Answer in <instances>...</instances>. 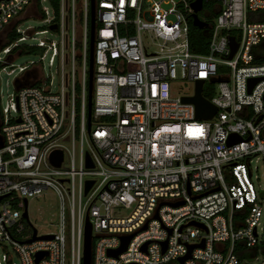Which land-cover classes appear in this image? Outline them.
<instances>
[{
	"label": "built area",
	"instance_id": "built-area-1",
	"mask_svg": "<svg viewBox=\"0 0 264 264\" xmlns=\"http://www.w3.org/2000/svg\"><path fill=\"white\" fill-rule=\"evenodd\" d=\"M45 1L0 0V72L15 77L4 105L0 93V248L9 245L18 264H82L87 221L91 264L177 262L201 241L182 264H245L247 255L264 264V212L250 168L253 156L264 161V21L250 20L264 0H203L218 6L204 54L190 50L185 0H94L88 128L89 0H57L49 10ZM36 13L47 29L33 33L55 31L58 40L20 43L36 39L17 27ZM22 46L36 48L38 61L13 66ZM47 55L49 66L59 63L58 90L43 75ZM198 79L202 95L216 85L203 96L217 108L209 119L182 101ZM178 81L193 91L174 93ZM231 134L239 140L230 144ZM54 150L59 166L49 160ZM47 191L58 204L56 230L38 233L23 200ZM132 233L123 252L109 254Z\"/></svg>",
	"mask_w": 264,
	"mask_h": 264
},
{
	"label": "rangeland",
	"instance_id": "rangeland-1",
	"mask_svg": "<svg viewBox=\"0 0 264 264\" xmlns=\"http://www.w3.org/2000/svg\"><path fill=\"white\" fill-rule=\"evenodd\" d=\"M44 7L48 10L50 9L51 5L48 0L42 3ZM34 10H29V12H33ZM261 12H255L254 21H263ZM17 27L19 30L25 31L27 28H32L33 31L41 30L42 28L47 29V25L42 20V17L38 14L27 15L21 18L18 23ZM34 34V33H33ZM34 36L36 37L35 40L27 38L24 42H20L21 44H35L38 39L40 40H58V35L55 31H47L45 33H35ZM145 46L147 47L148 51L155 50L157 47L152 44L149 40V36L144 32L142 34ZM39 53L36 51L35 53L28 52L20 53L17 56H14L12 59L13 66H21L26 65L28 62H36L38 61ZM43 75L52 76V81L54 84L53 90H58L59 85V75L57 73L59 69V63L57 60H54L52 65H48V55L43 59ZM15 77L12 75H6L4 72H0V93H1V104L4 105L7 99L9 98L10 94L14 92L13 88V81ZM216 85L214 83H208L204 87L203 92L205 94L214 95ZM174 93L178 95H185L190 94L193 91V85L187 81H178L177 83L173 84ZM83 148H86V145L83 144ZM76 152L78 153V145H76ZM250 168L252 170L251 179L254 184V187L258 191V199L257 202L261 206L262 211L264 212V161L261 156L256 155L251 158L250 161ZM22 203V200H20ZM57 201L56 197L50 193L45 192L40 197L29 198L27 202V213L28 218L32 225L37 229L38 233H46V232H53L56 230V215H57ZM22 209V208H21ZM20 209V210H21ZM7 253L9 259L7 262L2 260V254ZM11 261L14 264H18V260L16 256L10 249L8 245L7 248L1 249L0 248V264H11ZM176 264H179L176 262ZM245 264H253V255L246 256Z\"/></svg>",
	"mask_w": 264,
	"mask_h": 264
},
{
	"label": "water",
	"instance_id": "water-1",
	"mask_svg": "<svg viewBox=\"0 0 264 264\" xmlns=\"http://www.w3.org/2000/svg\"><path fill=\"white\" fill-rule=\"evenodd\" d=\"M202 5H203V0H192L189 3V6L192 10L191 12V18H192V25L197 26L199 28H202L204 26H206V22L201 20L198 16V12L202 9ZM94 10H95V2L94 0H89V58H88V64H89V72H88V94H87V109H86V124H87V128L89 127V119H90V112H91V91H92V72H93V57H92V49H93V44H94V37H95V16H94ZM56 27L55 24L50 25V29H54ZM229 46H230V53H229V57H231L237 47V43L234 40L233 36H229ZM218 81V80H216ZM257 81V78H251L249 79L248 83L249 86H251L254 82ZM201 85H202V80L198 79L195 83V93L193 96L190 97H183L182 101L184 102H191L193 103L194 107H195V117L197 119H209L211 118L217 108L212 105L207 99H205L203 97V95L201 94ZM228 143H234L237 142L239 140V138L234 135L231 134L228 138ZM50 162L54 165V166H59L61 160H62V153L60 150H54L51 154H50V158H49ZM88 166H91V164L87 163ZM92 181H86V186H85V191L88 190V188L90 187ZM24 203V212H23V217L27 218V211H26V206H27V201L24 199L23 200ZM164 204V201H161L158 206ZM182 204V201H178L175 202L173 205L177 206ZM154 217H157V215L155 214ZM189 224L191 225H195V226H200L203 227V225L201 223L195 222V221H191ZM146 225L142 226V229H145ZM90 225L89 223L86 221L85 224V231H84V240H83V253H82V264H91V235H90ZM170 232V231H169ZM134 233L129 234V235H123L121 236V240H122V245L120 247H118L117 249L114 250H110L109 254L112 255H117L118 253H121L125 250V242L127 240H129ZM50 235L47 236H42V238H50ZM35 236L33 235V237L31 239L28 240H34ZM163 250L165 249V241L161 242ZM147 245V242L143 245V249H145ZM194 247H203V241H201V243L196 244V245H189L188 246V251L184 256H180L177 258V263L182 264L184 262V260L190 258V253L191 250ZM43 252H39L36 254L35 257V262L37 263L38 260L42 257ZM128 264H136V263H128Z\"/></svg>",
	"mask_w": 264,
	"mask_h": 264
},
{
	"label": "trees",
	"instance_id": "trees-1",
	"mask_svg": "<svg viewBox=\"0 0 264 264\" xmlns=\"http://www.w3.org/2000/svg\"><path fill=\"white\" fill-rule=\"evenodd\" d=\"M50 5L55 6L57 4V0H48ZM192 0H185L186 3H190ZM218 12V6L215 1H203L202 9L198 12V16L201 20L205 21L207 24L206 26L199 28L197 26L192 25V18L191 14L188 15V42H189V47L190 50L193 53L196 54H204L207 53V47H208V42L211 34V27L213 25L214 18ZM261 12V11H259ZM38 14V13H36ZM40 15V14H38ZM261 15H263L264 19V12H261ZM253 17H250V20H253ZM264 21V20H263ZM229 33L233 34V31H229ZM17 34H14V32L8 33L7 36V41H13L16 39ZM21 48V53L27 54L28 52L35 53L36 48L33 47H25L22 46ZM36 84V83H35ZM203 96L206 98H209V94H205L203 92ZM240 243H236V252L240 250ZM167 264H176V262L172 261Z\"/></svg>",
	"mask_w": 264,
	"mask_h": 264
}]
</instances>
